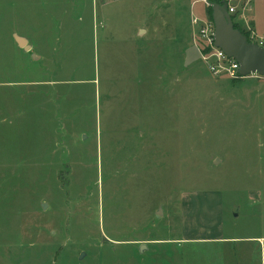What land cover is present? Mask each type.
I'll return each instance as SVG.
<instances>
[{
  "label": "rangeland",
  "instance_id": "rangeland-1",
  "mask_svg": "<svg viewBox=\"0 0 264 264\" xmlns=\"http://www.w3.org/2000/svg\"><path fill=\"white\" fill-rule=\"evenodd\" d=\"M209 15L0 0V264H264V77L185 67Z\"/></svg>",
  "mask_w": 264,
  "mask_h": 264
},
{
  "label": "water",
  "instance_id": "water-1",
  "mask_svg": "<svg viewBox=\"0 0 264 264\" xmlns=\"http://www.w3.org/2000/svg\"><path fill=\"white\" fill-rule=\"evenodd\" d=\"M204 1L212 8L215 47L224 51L229 58L240 64L239 74L241 77L247 78L255 74L264 77V47L251 43L240 29H235L233 17L228 12V4L221 6L208 0ZM15 41L20 49L23 48L26 52L31 50L25 38L16 36ZM201 59L202 54L199 48L194 45L186 52L185 67ZM43 207L46 208V205ZM145 249L146 247H141V253H144Z\"/></svg>",
  "mask_w": 264,
  "mask_h": 264
},
{
  "label": "built area",
  "instance_id": "built-area-1",
  "mask_svg": "<svg viewBox=\"0 0 264 264\" xmlns=\"http://www.w3.org/2000/svg\"><path fill=\"white\" fill-rule=\"evenodd\" d=\"M228 12L234 16L235 8L230 7ZM194 26L197 28L198 41L200 42L199 50L202 54V61L206 63L209 71L215 76L228 75L229 77L238 80L243 78L240 76V64L234 59L229 58L224 51L215 47L214 40V24L209 21H203L199 18H195L193 21ZM249 41L256 43L261 47H264V37L258 36L256 33L249 34ZM203 51H207V54H203Z\"/></svg>",
  "mask_w": 264,
  "mask_h": 264
},
{
  "label": "crops",
  "instance_id": "crops-1",
  "mask_svg": "<svg viewBox=\"0 0 264 264\" xmlns=\"http://www.w3.org/2000/svg\"><path fill=\"white\" fill-rule=\"evenodd\" d=\"M226 1L228 2V5H230V7L235 8V14L232 17L234 25L237 28H239L241 31H243L244 29V31H247L248 34L252 32L256 33L258 36L264 37V0ZM234 1L239 2L238 6L231 5V3ZM37 58L41 59V56H37Z\"/></svg>",
  "mask_w": 264,
  "mask_h": 264
},
{
  "label": "trees",
  "instance_id": "trees-1",
  "mask_svg": "<svg viewBox=\"0 0 264 264\" xmlns=\"http://www.w3.org/2000/svg\"><path fill=\"white\" fill-rule=\"evenodd\" d=\"M208 1H210V2H212V3H216V4H219V5H224V4H228V2L226 1V0H208ZM209 10H210V20H211V22L213 23V16H212V8L209 6ZM235 29H239V28H237L236 26H235ZM243 32V31H242ZM247 37H248V39H249V34L248 33H245V32H243ZM203 54H207V51H203Z\"/></svg>",
  "mask_w": 264,
  "mask_h": 264
}]
</instances>
